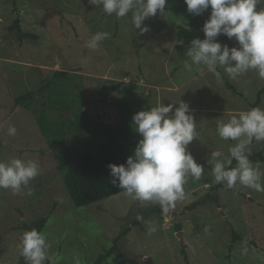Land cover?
I'll return each mask as SVG.
<instances>
[{
  "label": "rangeland",
  "instance_id": "rangeland-1",
  "mask_svg": "<svg viewBox=\"0 0 264 264\" xmlns=\"http://www.w3.org/2000/svg\"><path fill=\"white\" fill-rule=\"evenodd\" d=\"M210 13L211 8L196 15L184 0H167L165 11L147 18L142 26L149 31L140 34L131 12L123 18L109 16L102 5L89 0H0V161L21 158L40 167L28 185L32 195H27V188L21 194L0 189V264H26L18 247L27 231L22 226L41 217L49 218L43 233L51 244V264H74L77 255L81 264H93L129 226L132 230L119 241L120 250L104 264H264V192L215 183L208 163L213 151L230 158L229 148L236 143L218 136V119L226 121L255 108L264 79L255 70L231 79L217 66L240 95L206 68L201 74L203 65L185 67L186 61L191 64L186 56L190 42L204 39ZM17 19L34 38L18 37L17 29L11 28ZM97 32L110 37L95 50L87 48ZM217 40L239 47L223 34ZM61 69L83 88L89 122L114 126L129 156L142 138L135 130L134 114L161 104L178 107L180 99L189 103L199 137L188 150L205 171L199 180L188 178L185 198L174 208L164 213L157 203L134 200L125 191L87 206L74 204L58 164L76 137L70 134L69 142L51 148L42 134L36 110L48 101V90L37 94L32 109L16 103V97L37 91ZM60 105L54 103L49 116L62 120V113L74 119ZM260 107L264 108V94ZM9 126L16 127L15 136L8 135ZM78 129L90 135L83 126ZM249 147L264 152V141ZM260 166L264 171V162ZM135 220L140 222L133 226ZM153 227L156 230L150 232ZM233 229L247 240L234 242Z\"/></svg>",
  "mask_w": 264,
  "mask_h": 264
},
{
  "label": "clouds",
  "instance_id": "clouds-1",
  "mask_svg": "<svg viewBox=\"0 0 264 264\" xmlns=\"http://www.w3.org/2000/svg\"><path fill=\"white\" fill-rule=\"evenodd\" d=\"M190 13L199 15L211 8L209 18L203 26L204 39L195 38L190 42L186 56L191 64L203 74L206 68L218 80L221 73L217 66L223 67L231 79H237L250 70H255L264 79V0H184ZM111 16L123 18L132 13V23L140 34L149 31L143 22L165 11L167 0H89ZM225 35L235 39L239 47L221 44L217 37ZM110 37L108 32H97L87 42L86 47L97 49L102 41ZM174 104L153 106L134 114L135 130L142 137L134 155L127 158L126 164H109L111 183L124 189L126 194L140 202H155L164 213L174 208L185 198V185L188 178L199 180L205 168L198 164L188 150L197 137V124L191 114L189 103L179 100ZM174 109V111H173ZM171 113V115H170ZM8 135L15 136L17 129L9 126ZM218 136L222 140L236 143L229 148L230 158H222L223 153L213 151L208 161L214 182L224 183L229 189L237 185L264 192L261 183L264 171L260 162L250 160L249 145L253 140L264 141V108L255 107L232 115L228 120L218 119ZM236 161L235 167H228ZM213 161L215 163L213 164ZM40 167L34 160L12 158L0 161V189H10L14 194L32 195L28 188L31 180L39 175ZM138 219H140L138 217ZM156 229L150 228V232ZM20 255L26 264H45L51 257L45 233L33 228L25 231L20 239ZM246 252L247 249H244ZM74 264H81L79 256H73Z\"/></svg>",
  "mask_w": 264,
  "mask_h": 264
},
{
  "label": "trees",
  "instance_id": "trees-1",
  "mask_svg": "<svg viewBox=\"0 0 264 264\" xmlns=\"http://www.w3.org/2000/svg\"><path fill=\"white\" fill-rule=\"evenodd\" d=\"M12 29H17L18 37L23 39L34 38L35 35L23 31L20 19H17ZM221 73L220 79L225 86L236 94L243 95L238 91L225 75ZM80 77V75H78ZM73 76L68 70H54L43 85L37 91L29 90L23 95L16 97V103L24 108L32 109L36 102L37 94H45L48 90V101H42L41 111L36 110L38 125L42 134L47 138L51 148L58 144L69 142L70 134L76 137V143L69 152H62L58 164V170L62 173L66 190L74 204L78 207L87 206L97 201L119 194L124 189H120L111 183L109 164H126L129 157L126 146L119 140L114 126L89 122L90 112L84 109V95L81 94L83 88L80 84L73 82ZM69 87V89L67 88ZM79 91V92H78ZM264 94V86L259 90L254 107H260ZM59 102L64 111H71L74 119L63 116L62 120H57L49 116L50 110H54V103ZM83 126L90 135L85 136L78 127ZM253 140L252 142H255ZM2 139L0 134V147ZM250 160L253 162H264V152L251 149ZM236 161L228 167H235ZM197 203H194L195 206ZM48 217H41L32 223H25L22 228L31 230L36 228L43 232L48 225ZM140 220H135L133 226L139 224ZM181 229V228H180ZM178 229V230H180ZM132 226L125 228L116 237L113 244L105 252H102L93 264H104L106 259L113 256L120 250L119 241L131 232ZM234 242L237 240H247L233 229Z\"/></svg>",
  "mask_w": 264,
  "mask_h": 264
}]
</instances>
